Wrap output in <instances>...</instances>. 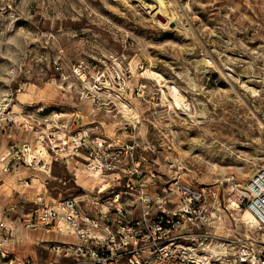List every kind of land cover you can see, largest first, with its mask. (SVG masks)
I'll list each match as a JSON object with an SVG mask.
<instances>
[{"label":"rangeland","instance_id":"374dc122","mask_svg":"<svg viewBox=\"0 0 264 264\" xmlns=\"http://www.w3.org/2000/svg\"><path fill=\"white\" fill-rule=\"evenodd\" d=\"M170 1L180 19L162 27L152 0H0V221L16 239L0 264H53L20 224L39 197L94 190L92 141L219 185L224 231L242 233L227 205L264 169V0Z\"/></svg>","mask_w":264,"mask_h":264},{"label":"built area","instance_id":"2783aa9c","mask_svg":"<svg viewBox=\"0 0 264 264\" xmlns=\"http://www.w3.org/2000/svg\"><path fill=\"white\" fill-rule=\"evenodd\" d=\"M85 149L94 190L69 199L39 197L20 224L53 236L44 242L53 264H264V169L246 180L240 196L256 225L225 232L219 185L192 184L180 171L154 172L150 147L140 152L135 144L92 141ZM13 230L0 221L3 257L2 247L16 241ZM8 264L30 259L11 256Z\"/></svg>","mask_w":264,"mask_h":264},{"label":"bare ground","instance_id":"6f19581e","mask_svg":"<svg viewBox=\"0 0 264 264\" xmlns=\"http://www.w3.org/2000/svg\"><path fill=\"white\" fill-rule=\"evenodd\" d=\"M152 1L156 3L155 8H158V11H156L155 14L156 15L161 14L162 16L165 17V20H166L165 22L160 23V26L166 27L172 21H175L176 19L177 20L180 19V16H179L180 14L178 15V11L172 9V6H173L172 1H170V0H152ZM185 9H184V12H185ZM152 75H154V74L152 73ZM173 98L177 102L178 101L177 100L178 99V93L174 92ZM64 142L65 141H63V143ZM64 145H65V143H64ZM28 156H29V158H31L30 153L28 154ZM227 180L228 179H225V181H227ZM235 192L236 193H234L233 195L231 194L232 196L229 197L227 207L229 209H232L235 211H241V216H240L239 220L242 221L243 223H247L251 227H254L256 225V221H255L254 217L252 216V214L246 209H242V210L240 209L241 199L239 197L241 195V190L236 189ZM223 222L226 223L225 220H223Z\"/></svg>","mask_w":264,"mask_h":264},{"label":"crops","instance_id":"0c3cea01","mask_svg":"<svg viewBox=\"0 0 264 264\" xmlns=\"http://www.w3.org/2000/svg\"><path fill=\"white\" fill-rule=\"evenodd\" d=\"M63 141H65V140H63ZM61 147L64 149L65 145L62 144ZM10 223H12V221ZM33 234H36V235L38 234L39 236H41V238H33L34 239V245H33L34 247L33 248H30L31 249V252L33 254L35 253L36 246H40V247L43 248L44 245H45L44 242H47L48 240L54 239L52 235L45 234L42 231L41 232L40 231H38V232H35L34 231ZM29 238H32V237H30V234L28 235V238L27 239H29ZM27 239H26V241H27ZM34 256H36V255L34 254ZM33 260H34V258H32V261Z\"/></svg>","mask_w":264,"mask_h":264},{"label":"water","instance_id":"95a60500","mask_svg":"<svg viewBox=\"0 0 264 264\" xmlns=\"http://www.w3.org/2000/svg\"><path fill=\"white\" fill-rule=\"evenodd\" d=\"M170 24H172V23H170ZM173 25V24H172Z\"/></svg>","mask_w":264,"mask_h":264}]
</instances>
